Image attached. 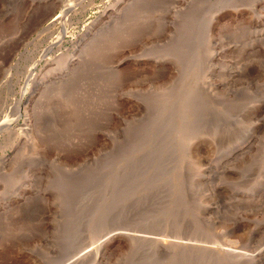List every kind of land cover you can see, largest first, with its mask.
<instances>
[{"label":"rangeland","instance_id":"1","mask_svg":"<svg viewBox=\"0 0 264 264\" xmlns=\"http://www.w3.org/2000/svg\"><path fill=\"white\" fill-rule=\"evenodd\" d=\"M0 264H264V0H0Z\"/></svg>","mask_w":264,"mask_h":264},{"label":"bare ground","instance_id":"2","mask_svg":"<svg viewBox=\"0 0 264 264\" xmlns=\"http://www.w3.org/2000/svg\"><path fill=\"white\" fill-rule=\"evenodd\" d=\"M59 19H60V17H59ZM55 20H56V19H55ZM52 24H53V22H52L50 25H52ZM89 30H91V29L89 28L88 31H89ZM64 32H65V29H64V28H63V29H60V33H61V36H62V37H63V35H64ZM62 37H61V39H62ZM83 37H84V36H83ZM81 41H82V40H81ZM88 41H89V40H88ZM78 42H79V41H78ZM61 43H62V42H61ZM74 46H75V45H74ZM77 48H79V47H77ZM77 48H76V49H77ZM83 48H84V47H83ZM76 49H75V50H76ZM75 50H74V48H73V52H74ZM73 52H71L70 54H66V55H64V58H65L64 60H66L65 65H67L66 63H68V62L70 63V61L67 62V60L71 57L70 55H72ZM78 53H79V52H78ZM59 54H60V53H59ZM73 54H74V53H73ZM61 56H62V54L60 55L59 58H61ZM72 58H73V57H72ZM72 58H71V60H72ZM74 58H75V57H74ZM73 60H74V59H73ZM62 61H63V60H62ZM62 63H64V62H62ZM65 67H66V66H65ZM57 71H58V70H57ZM61 72H62V71H61ZM62 74H63V73H62ZM60 75H61V74H60ZM28 123H29V122H28ZM25 124H26V123H25ZM25 124H24V125H25ZM26 128H28V125H27ZM29 128H31V127H29ZM24 129H25V128H24ZM26 130H27V129H26ZM30 130H31V129H30ZM24 132H25V131H24ZM26 132L28 133L29 130L26 131ZM29 133H31V132H29ZM23 134H24V133H23ZM29 135H30V134H28V136H29ZM23 136H24V135H23ZM22 138H23V137H22ZM27 138H28V137H27ZM25 139H26V138H25ZM23 140H24V139H23ZM25 141H26V140H25ZM103 248H104V247H103L102 245H101V247L99 246V248H98V250H99L98 253H100L101 251H103Z\"/></svg>","mask_w":264,"mask_h":264}]
</instances>
